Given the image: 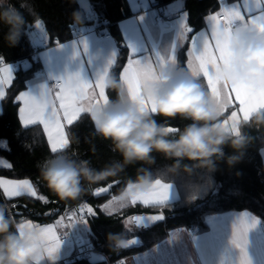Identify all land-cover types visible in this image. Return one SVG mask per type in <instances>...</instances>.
<instances>
[{
    "label": "clouds",
    "instance_id": "clouds-1",
    "mask_svg": "<svg viewBox=\"0 0 264 264\" xmlns=\"http://www.w3.org/2000/svg\"><path fill=\"white\" fill-rule=\"evenodd\" d=\"M17 3L19 8L11 0H0V23L8 27L4 39L10 47L17 45L24 34L28 23L25 12L33 16L34 22L39 20L30 0H17ZM72 20L82 25L81 11H74ZM228 43L233 55L229 66L216 67V79L229 88L245 85L257 91L264 90V33L254 24L238 22L228 35ZM99 58L97 52L96 59ZM156 77L143 80L138 98L133 99L120 74L109 72L106 75L104 87L115 91L116 98H109L107 103L93 100L86 115L95 135L110 141L112 151L119 153L121 159L96 169L89 160L75 158L74 152H52L53 155L41 161L38 167L47 188L60 200H79L93 185L109 177H118L129 165H154V153H159L173 162L155 172L148 167L138 168L135 178H127L113 199L126 205L138 194L149 191L157 180L171 184L175 177L183 174L189 178L185 183L186 202L194 203L212 187L211 174L217 170V161L226 160L229 166L239 162L252 140L244 129L264 130V109L252 112L247 120L235 126L226 123V99L214 96L207 81L193 77L182 67L157 68ZM145 101L154 105V112L142 108ZM156 116L164 121L180 118L190 123L170 132L166 123L159 122ZM39 136L40 132L34 133L33 144L38 142ZM225 146L231 147L234 154L226 156ZM198 170H202L203 175L194 182L191 177ZM133 231L124 224L121 232H109L106 239L110 250L119 253L132 246ZM231 241L232 233L220 251L219 264H253L248 252L249 239L246 261L241 249ZM48 246L49 241L41 228L33 222L31 226L28 221L18 222L11 205L7 201L0 202V264H37Z\"/></svg>",
    "mask_w": 264,
    "mask_h": 264
},
{
    "label": "trees",
    "instance_id": "trees-1",
    "mask_svg": "<svg viewBox=\"0 0 264 264\" xmlns=\"http://www.w3.org/2000/svg\"><path fill=\"white\" fill-rule=\"evenodd\" d=\"M88 1L90 6L85 8L80 0L78 2L77 0H30L35 13L43 23L42 30L36 28L33 16L25 12L28 23L25 25L24 34L15 46L10 47L4 39L8 27L0 23V57L14 69V82L6 89V98L2 101L3 112L0 114V156L10 161L12 167H0V176L29 179L34 182L38 193L48 197L49 203H43L27 195L9 199L1 193V190L0 202L7 201L11 205L13 216L18 222L32 220L37 224L55 222L67 211L72 210L71 208L80 207L84 203L92 206L96 215L88 218L87 244L104 251L113 261L151 248L166 238L175 228H195L196 232L205 230L208 227L206 217L212 213L247 209L257 215L264 224V151H262L264 150V130L255 128L244 129L252 137V140L244 149L239 162L229 166L226 160L217 161V170L211 174L212 187L191 204L186 202L185 183L189 178L182 174L175 177L172 182L178 189L179 198L166 202L165 206L129 205L123 211L115 214H108L102 210V205L112 196L118 194L127 178H135L138 168L148 167L155 172L173 162L166 160L159 153H154L156 157L154 165H142L141 163L129 165L118 177H109L107 180L100 181L76 201L60 200L47 188L46 182L40 176L38 167L41 161L53 155L47 136L40 124L29 125L28 127L22 125L19 119L20 101L15 100L19 92L27 88L28 80L42 71L39 57L33 55L36 47L43 44H47L48 47L75 38L77 35L73 34L74 30L92 27L88 12L93 7L99 11V21L110 30L120 44L117 64L111 69V72L119 75L129 54L118 23L136 12L133 10L130 0ZM170 1L172 0H155L154 5H165ZM11 2L19 8L17 0H11ZM218 8L219 0H185V12L189 16L187 23L198 31L206 25V16L214 13ZM77 10L81 11L84 19L82 25H77L72 20V14ZM33 30L36 38L39 39V35L42 33L44 39L36 41L31 35ZM189 37L191 36L189 35ZM189 46L190 41L179 49L177 57V66L182 67L186 72L188 71L187 50ZM22 60L26 63L22 64ZM201 79L206 82V79ZM116 95L115 91L108 90L109 98L115 99ZM234 106L225 111L224 119L230 116ZM155 118L174 129L182 128L186 123H190V121L180 118L170 121H164L159 116ZM35 132H40V136L38 142L33 144ZM67 135L72 143L58 150V152L66 151L69 154L74 152L76 153L75 158L89 160L91 166L96 169H102L109 162L121 159L119 153L112 151L110 141L95 135L93 125L87 115H82L78 123L67 126ZM224 152L226 156L234 154V150L228 146H225ZM185 162L187 163V161ZM202 175L203 171L198 170L191 179L198 182ZM110 183L115 186L109 193L99 197L93 195L97 187H107ZM154 212L165 213V220L152 227L131 233L132 236L140 235L142 237V245L130 246L119 253L110 250L106 239L107 234L109 232H121L125 218L137 213ZM88 263L89 260H80L72 264ZM54 264L65 263L61 261Z\"/></svg>",
    "mask_w": 264,
    "mask_h": 264
},
{
    "label": "snow or ice",
    "instance_id": "snow-or-ice-1",
    "mask_svg": "<svg viewBox=\"0 0 264 264\" xmlns=\"http://www.w3.org/2000/svg\"><path fill=\"white\" fill-rule=\"evenodd\" d=\"M220 3L223 5L224 0H220ZM257 12V15H252V13ZM245 13L249 14L247 20ZM187 15V13H184L179 21V31L176 40L173 41L170 48L164 54L160 52L155 53V65L159 66V68L177 66L176 53L178 41L190 40V46L187 50V72L195 78L206 79L207 86L212 94L218 98L223 96L226 99V110L235 105L236 110H232L229 117L233 126L237 125L241 119L247 120L252 112L264 109V90L257 91L245 85H236L229 88L226 84L222 85L214 74L218 65L224 64L225 66H229L230 64L233 51L228 43V35L236 23L254 24L261 33H264V0H242V2L241 0H237L236 3L231 4L229 7L222 6L219 12L207 17L210 23V34L206 31H194L193 27L189 26L186 22ZM42 24L40 19L35 22L37 28H40ZM189 33L192 34L191 37H189ZM81 43L85 52H87V42L82 40ZM129 47L131 48V52L128 54L120 77L126 85L129 96L136 99L139 96L141 82L148 78H157L156 67L150 56H145L143 59L137 58L135 56L136 48L131 45ZM76 54L78 55V53ZM116 64L117 56L114 52L108 60L103 73L98 74L94 82L82 79L80 74L76 73L57 80L50 88L42 85L38 96L32 95L30 92H19L15 100L21 101L23 104L19 108V119L22 125L24 127L35 124L42 125L52 152L67 147L69 145V138L65 131L66 126L78 123L82 115H86L93 100L96 103L101 101L107 103L109 98L106 95L104 79L109 70ZM13 82L14 76L11 66L0 57V101L6 98L5 89L11 86ZM142 108L152 112L155 111L154 105L147 101L142 104ZM239 114H242V116ZM229 120L226 123H229ZM176 130L171 126L168 127V131L170 132ZM234 130L236 129L234 128ZM0 167L11 168L12 165L0 159ZM114 186L110 183L107 187H97L93 195L99 197L102 194L109 193ZM170 188L171 184L157 180L149 191L138 194L130 203L136 204L139 201L144 205L165 206L166 201L169 199ZM0 190L9 199L27 195L43 203H49L48 197L38 193L34 182L28 179L14 180L0 177ZM113 197L108 204L102 206L103 209L107 210L110 207L115 201ZM120 206L124 207L125 204H120ZM95 215V209L84 203L80 205L78 211H72L69 215L61 216L55 224L44 226L35 224L36 227L41 228V231L45 233L49 241V246L46 250L47 258L55 261L63 242L56 233V225L61 224L64 220L71 222L65 225V227L87 224L88 218L95 217ZM74 217L75 219H73ZM163 218V214L148 217L134 215L128 217L125 220V224L139 226L145 219L160 221ZM28 222L29 226H31L32 221ZM258 222L255 217L249 219L248 215L244 214L243 218H239L232 225L231 242L241 249L245 261L247 259L246 246L248 244V233L252 228L256 227ZM21 226L23 227L24 225L22 224ZM67 234L66 232L65 236ZM131 243L134 244L136 241L133 240ZM40 259L38 258L37 264H39ZM118 264H125V262L121 260L118 261Z\"/></svg>",
    "mask_w": 264,
    "mask_h": 264
},
{
    "label": "crops",
    "instance_id": "crops-1",
    "mask_svg": "<svg viewBox=\"0 0 264 264\" xmlns=\"http://www.w3.org/2000/svg\"><path fill=\"white\" fill-rule=\"evenodd\" d=\"M236 2L237 0H224L223 5H221L219 0V8L213 14L219 12L222 6L229 7ZM130 3L133 10L136 12L118 23L128 52H131V48L129 47V45H131L137 50L135 52L137 58L143 59L145 56H150L157 69L159 66L155 65L154 55L156 52L164 54L165 51L170 48L173 41L176 40L179 31V21L184 15L182 12L185 11V0H172L165 5H160L159 8H154L155 0H130ZM143 4L147 9L144 10L141 7ZM161 9H165L168 14L171 15V19L166 23H160L157 19V15ZM257 14L258 12L252 13V15ZM210 15L212 14H208L205 18L206 25L197 32L206 31L210 34V23L207 20V17ZM248 16L249 14L245 13L246 20ZM82 40L87 42V52H85L81 43ZM188 41H178L177 57L179 49ZM97 52L100 53L99 59H96ZM114 52L118 59L120 44L114 36L111 38L99 37L91 27H86L84 28V32L79 36L48 46L42 50L39 56L42 71L28 80L27 88L23 90V92H30L32 95L38 96L42 85L50 88L57 80L76 73H79L82 79L94 82L98 74L103 73L108 60ZM76 53H78V55ZM11 69L12 73H14L12 66ZM109 72H111V69ZM106 95L108 96L107 89ZM22 106L23 104L20 101V107ZM234 110H236V107ZM2 112L3 106L2 101H0V114ZM239 115L242 116V114ZM229 117L226 120H229ZM229 124H231L230 120ZM65 131L67 133V126ZM0 159L4 160L5 163H10V161L2 156H0ZM0 177L14 179L4 176ZM1 193L3 194L2 190ZM112 197L103 205L108 204L109 201L112 200ZM178 198V189L175 184L171 183L169 199L166 202L174 201ZM140 204L144 205L138 201L136 204H131L129 202L124 207H121L118 201H114L107 210L101 208L108 214H115L123 211L129 205ZM244 214H247L249 219L255 217L259 221L256 227L252 228L248 233V252L253 264H264V224L257 215L247 209L229 210L209 214L206 217L208 223L207 229L199 232H190V230L185 227L175 228L166 238L156 245L147 250L127 256L123 258V260L125 264H219L220 251L231 236L232 225L237 222L239 218H243ZM127 218H125V220ZM32 222L37 224L34 221ZM55 223L56 221L39 225L44 226ZM70 223L71 222L68 220H64L61 224L56 225V233L60 238L61 235H64L66 232L69 235L67 240H62L61 248L57 253V259L51 261L45 254L41 257L39 264H54L61 262L65 257L79 248L81 245L79 243L80 239L87 243L86 233L89 229L87 224L65 227V225ZM129 227L133 228L134 231L141 229L135 224H130ZM236 254L237 252L234 250L233 256ZM88 264L104 263L102 257L95 254L89 259Z\"/></svg>",
    "mask_w": 264,
    "mask_h": 264
},
{
    "label": "built area",
    "instance_id": "built-area-1",
    "mask_svg": "<svg viewBox=\"0 0 264 264\" xmlns=\"http://www.w3.org/2000/svg\"><path fill=\"white\" fill-rule=\"evenodd\" d=\"M160 5H155L154 8H159ZM144 10L147 9V7L143 4L141 6ZM186 13L185 11L182 12V14ZM213 14V13H212ZM99 11L96 8H90L88 12V18L92 22L91 29L99 36V37H105V38H111L113 37L110 30L102 24V22L99 21ZM157 19L160 23H166L171 19V15L168 14V12L165 9H161L159 14L157 15ZM84 32V28H79L77 30L73 31L74 35L79 36ZM47 47V44L38 45L34 51V57H39L41 51ZM22 64H25L26 62L24 60L21 61ZM72 210L67 211L64 216L71 214L72 211H78L79 207L75 206L71 208ZM75 218V217H74ZM73 218V219H74ZM190 232H196L195 228L189 229ZM69 235L67 236L61 235L62 240H67ZM79 243L81 244L78 249H76L73 253L65 257L62 262L65 264H72L80 260H89L91 259L95 254L100 255L103 259L104 264H118V261H121L123 259H118L116 261H113L104 251L97 249L93 245H89L86 242H83L82 239L79 240ZM124 261V260H123Z\"/></svg>",
    "mask_w": 264,
    "mask_h": 264
},
{
    "label": "water",
    "instance_id": "water-1",
    "mask_svg": "<svg viewBox=\"0 0 264 264\" xmlns=\"http://www.w3.org/2000/svg\"><path fill=\"white\" fill-rule=\"evenodd\" d=\"M187 14H188V13H187ZM188 17H189V16L187 15L186 20H188ZM189 26H190V25H189ZM191 27H193V26H191ZM193 29H194V31H196L195 27H193ZM189 35L191 36L192 34L189 33ZM39 39H40V40H43V39H44V35H43L42 33H40V35H39ZM121 45H122V44H121ZM157 214H163V216H164L163 220H160V221H151V220L145 219L144 222H143L142 224H140L138 227L141 228V229H145V228L152 227V226H154V225H156V224H158V223L164 221L166 215H165V213H163V212H154V213H137V214H134V215H141V216H144V217H148V216H151V215H157ZM134 215H133V216H134ZM133 237L135 238L136 243L132 244L131 247H137V246L142 245V243H143V239H142V237H141L140 235H135V236H133Z\"/></svg>",
    "mask_w": 264,
    "mask_h": 264
},
{
    "label": "rangeland",
    "instance_id": "rangeland-1",
    "mask_svg": "<svg viewBox=\"0 0 264 264\" xmlns=\"http://www.w3.org/2000/svg\"><path fill=\"white\" fill-rule=\"evenodd\" d=\"M80 2H81V4H82V6L83 7H85V8H88L89 7V1L88 0H80ZM37 28V27H36ZM38 30H42V26L40 27V28H37ZM31 35H32V37L34 38V39H36V41H40L38 38H36V34H35V31L33 30L32 32H31ZM42 42V41H41ZM75 219V218H74ZM128 225H130V224H128Z\"/></svg>",
    "mask_w": 264,
    "mask_h": 264
}]
</instances>
